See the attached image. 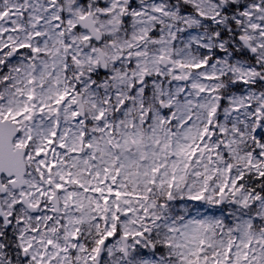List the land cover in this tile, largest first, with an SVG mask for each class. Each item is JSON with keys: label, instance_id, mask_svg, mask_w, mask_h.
<instances>
[{"label": "snow or ice", "instance_id": "1", "mask_svg": "<svg viewBox=\"0 0 264 264\" xmlns=\"http://www.w3.org/2000/svg\"><path fill=\"white\" fill-rule=\"evenodd\" d=\"M0 264H264V0H0Z\"/></svg>", "mask_w": 264, "mask_h": 264}]
</instances>
